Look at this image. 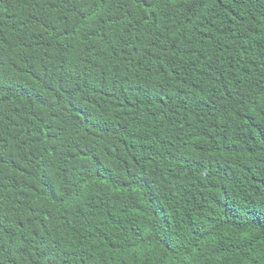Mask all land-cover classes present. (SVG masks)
<instances>
[{
  "label": "trees",
  "instance_id": "trees-1",
  "mask_svg": "<svg viewBox=\"0 0 264 264\" xmlns=\"http://www.w3.org/2000/svg\"><path fill=\"white\" fill-rule=\"evenodd\" d=\"M0 264H264V0H0Z\"/></svg>",
  "mask_w": 264,
  "mask_h": 264
}]
</instances>
